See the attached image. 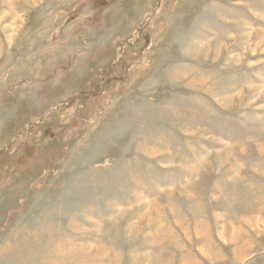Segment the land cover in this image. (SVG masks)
Returning <instances> with one entry per match:
<instances>
[{
  "label": "rangeland",
  "instance_id": "1",
  "mask_svg": "<svg viewBox=\"0 0 264 264\" xmlns=\"http://www.w3.org/2000/svg\"><path fill=\"white\" fill-rule=\"evenodd\" d=\"M0 264H264V0H0Z\"/></svg>",
  "mask_w": 264,
  "mask_h": 264
}]
</instances>
